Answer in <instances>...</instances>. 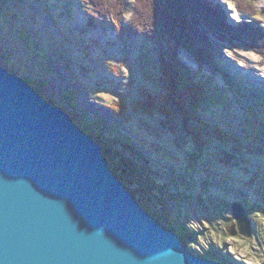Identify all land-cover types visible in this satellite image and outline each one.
I'll use <instances>...</instances> for the list:
<instances>
[{
	"label": "rangeland",
	"instance_id": "374dc122",
	"mask_svg": "<svg viewBox=\"0 0 264 264\" xmlns=\"http://www.w3.org/2000/svg\"><path fill=\"white\" fill-rule=\"evenodd\" d=\"M4 1L6 5L0 3V62L26 76L46 98L53 96L84 130L95 131L101 120H106V126H117L121 137L144 149L150 161L155 160L148 174H134L124 168L118 151L104 152L148 210L179 233L180 227L185 228L191 248L230 260V264H264V153L237 141L227 145L212 141V128L207 133V146L200 148L178 110L172 109L170 118L144 110L148 99L145 90L157 92L164 85L159 78L161 50L144 35L147 29L141 22L145 15L150 31L165 30L164 8L157 10L152 0L144 4L126 0L118 17L115 7L110 6L113 0L97 4L100 11L92 0ZM215 1L229 25L245 19L257 22L264 30V0L249 3L260 10L258 16L241 9L239 0ZM95 13H100L97 24ZM200 20L210 32L208 51L214 55L212 59H199L195 53L180 50L178 56L190 69L183 83L187 85L193 78L205 82L203 110L212 123H220L241 137L240 126L253 123L255 117L263 122L258 126L264 129V56L241 41L225 39L212 31L205 18ZM140 29L143 34H133L142 32ZM126 30L131 33L122 37ZM67 90L75 96L76 106L60 100ZM191 123L193 128L203 126ZM154 149L170 160L152 155ZM194 155L192 168L189 159ZM237 201L252 219L253 233L249 237L231 233L236 225L232 203Z\"/></svg>",
	"mask_w": 264,
	"mask_h": 264
},
{
	"label": "water",
	"instance_id": "95a60500",
	"mask_svg": "<svg viewBox=\"0 0 264 264\" xmlns=\"http://www.w3.org/2000/svg\"><path fill=\"white\" fill-rule=\"evenodd\" d=\"M232 234L252 235L232 203ZM0 264H230L148 210L64 105L0 62Z\"/></svg>",
	"mask_w": 264,
	"mask_h": 264
},
{
	"label": "trees",
	"instance_id": "16d2710c",
	"mask_svg": "<svg viewBox=\"0 0 264 264\" xmlns=\"http://www.w3.org/2000/svg\"><path fill=\"white\" fill-rule=\"evenodd\" d=\"M123 1L124 3H126V0H113L112 5H110L109 3L110 6L115 7L114 10L117 12L118 17L123 13L124 10V7L121 8ZM138 1L140 4L141 2L143 4L146 2V0ZM152 1L154 4V8L156 7L158 10V8L162 6L165 10V13H167V23L165 22L162 25V27H165V30H157L156 33L152 30L150 31V27H147V24H149V20L145 15H143V21L141 22V25L142 27L147 29V32L144 31V35H147L148 38H150V40L156 45V47L161 50V53L159 54V59L161 62L162 75H160L159 78L160 80H162L164 88L158 90L157 92L149 91V89L145 90L144 93H146V97L148 99L145 101L147 107H144V110H146L147 112L156 111L157 113L162 116H165L166 118H170L172 109L178 110V112L183 116L184 126L194 138L195 145H198V147L200 148H205L207 146V133L209 132L208 130H211L212 128L213 131L211 132L210 137L212 141L215 140L218 143L221 142L223 143V145H227V142L229 141H237L240 144H243V146H248L249 144L248 148L250 150H252V148L250 147L252 145L256 149L264 153V142L262 139L264 137V129L261 128V125L258 126V124L263 122H261V120L259 119L257 122L256 118L253 117V123L249 122V124L246 126L241 125L240 128L243 133L241 137H239L240 135L238 136V134L228 130L227 128L222 127L220 123H212L213 119L207 116L205 111L203 110V103L205 102V97L207 93V87L205 85V82H200L198 78L197 80L193 78L191 81H189V83H187V85L184 84V74L190 69L181 61L180 56H178L180 50L184 49L188 52L197 54V57L199 59L202 56H205V58L208 57L206 59H212L213 53L208 51V49H211V38L209 36L210 32L206 31L205 28L201 26V18H205L206 22L208 21L210 27H212L213 29V32H218L219 35L223 36L225 39L229 38L231 41H241L242 43L250 45L253 49L258 51V53L264 56V30L262 29V27L257 22H249L245 19H241L234 26L229 25L224 14H220L218 12L216 8V5L218 3L215 0H203L205 2L204 4L202 0ZM108 2V0H92L91 3L93 6H95L96 10L100 11L98 5H104ZM250 2L252 1L249 0L248 2L247 0H239L238 6L240 8L242 7L241 9L246 8V12H249V14L252 13L258 16L260 10H258L257 7H255L254 5L251 6L249 4ZM0 3H2L3 6L6 5L4 0H0ZM205 4H207V6H205ZM170 8L171 12L169 11ZM173 12H175V14H173ZM99 14L100 13H95V15L93 16V19L95 20L96 24L99 21ZM201 15L202 17H200ZM171 18L174 20L172 21ZM196 18L197 21L195 20ZM120 27L122 30H125V26H123L122 24H120ZM128 33H131L130 30L122 32L121 36H126L128 35ZM139 33L143 34V30L142 32H133V34ZM250 39H252V41H250L251 43L248 42ZM169 40L170 44H168ZM164 42H167V44ZM199 43L202 44L201 47L197 49L195 46ZM205 58L200 60L202 64L205 62ZM201 73L202 72H199V74ZM68 92L69 91L67 90L64 92V94L60 95V100L65 102L68 101L72 105H75V96ZM48 99L52 102L56 101V99L54 100L53 96ZM118 108L121 112L122 108L119 104ZM105 121L101 120V126L97 128L95 127V131H90V133L101 144L103 150L107 153L110 150L118 151V155L121 154L120 158L123 164L122 166L128 171L134 174L136 172H145V174H148L147 169L149 166H151V164H153L155 160L150 161L149 155L144 152L143 148V150H141L140 147H137V145H135V143L132 142V140H130L128 137H121L118 127L113 126L112 124L106 126V123H104ZM191 122H197L199 124H202L203 126L193 128L191 127ZM91 123H93V121H91ZM111 126L115 128L113 129V127ZM96 129H99V131H96ZM107 131L110 132V135H106ZM114 142H116L117 144L115 145ZM151 154L154 156L157 154V157L162 158V160L164 158L165 160L163 161L166 162L170 160L166 157L164 153L162 154L160 150L158 151V149H154L153 153ZM194 158L196 159V155L189 159L191 163L190 166L192 168V164L195 162ZM145 169L146 171H144ZM262 189L264 190V184L262 186ZM262 195L264 196V191H262ZM172 229L175 230L174 228ZM178 230L180 231V234L184 239L185 243L190 247L187 242V238L189 235H186L185 232L187 231H185V228L182 229L180 227Z\"/></svg>",
	"mask_w": 264,
	"mask_h": 264
},
{
	"label": "bare ground",
	"instance_id": "6f19581e",
	"mask_svg": "<svg viewBox=\"0 0 264 264\" xmlns=\"http://www.w3.org/2000/svg\"><path fill=\"white\" fill-rule=\"evenodd\" d=\"M203 48V47H202ZM199 70V69H198ZM259 190H261V188L259 189ZM253 229V228H252Z\"/></svg>",
	"mask_w": 264,
	"mask_h": 264
}]
</instances>
